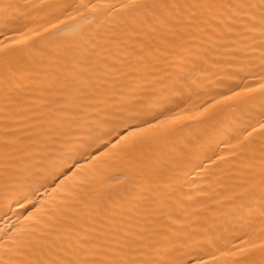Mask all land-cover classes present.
Returning <instances> with one entry per match:
<instances>
[{
  "label": "bare ground",
  "instance_id": "6f19581e",
  "mask_svg": "<svg viewBox=\"0 0 264 264\" xmlns=\"http://www.w3.org/2000/svg\"><path fill=\"white\" fill-rule=\"evenodd\" d=\"M262 15L0 0V264H259Z\"/></svg>",
  "mask_w": 264,
  "mask_h": 264
},
{
  "label": "snow or ice",
  "instance_id": "6c2138e0",
  "mask_svg": "<svg viewBox=\"0 0 264 264\" xmlns=\"http://www.w3.org/2000/svg\"><path fill=\"white\" fill-rule=\"evenodd\" d=\"M159 0H129L130 6H138L140 4H157ZM260 31L262 33L260 42L258 44V47L260 49V61H261V67H264V15L260 17L259 21ZM255 27V25L253 26ZM262 89H264V85L261 86ZM185 118L184 117H172L166 120H158L153 123H150L147 125L145 129L140 130H133L129 133V136H125V140H128L130 137H140L143 136L145 132H150L154 130H160V131H166L171 126H174L178 123H181ZM123 135V133L121 134ZM256 248H259L261 250L262 259L259 262V264H264V244H260L258 246H253V249H250L249 251H254ZM38 264H43L42 261H38ZM52 264H60L58 261H53ZM65 264H107L105 261H98V260H82V261H75V260H67ZM113 264H125L124 260H113ZM127 264H160L159 261H146L143 259L139 260H130L127 262ZM200 264H204V262H200Z\"/></svg>",
  "mask_w": 264,
  "mask_h": 264
}]
</instances>
